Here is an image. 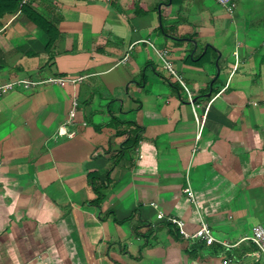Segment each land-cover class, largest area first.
Wrapping results in <instances>:
<instances>
[{
    "label": "crops",
    "instance_id": "1",
    "mask_svg": "<svg viewBox=\"0 0 264 264\" xmlns=\"http://www.w3.org/2000/svg\"><path fill=\"white\" fill-rule=\"evenodd\" d=\"M50 77L0 97V264H264V0H18L0 83Z\"/></svg>",
    "mask_w": 264,
    "mask_h": 264
},
{
    "label": "built area",
    "instance_id": "2",
    "mask_svg": "<svg viewBox=\"0 0 264 264\" xmlns=\"http://www.w3.org/2000/svg\"><path fill=\"white\" fill-rule=\"evenodd\" d=\"M26 1H28V0H24V2H26ZM217 1H219L225 7H227V9L229 11H233L237 6V0H217ZM164 60H165L166 66L173 72V74H175L177 76V74L175 73V70L172 68L171 63L166 58ZM178 78H180V77H178ZM77 79H79V78L50 77L48 79H45V80L43 79L41 81L30 80V79H19V80L4 82V83H0V97L4 93H6L7 91L14 89L17 85H22L26 88H29V87L39 85L40 83H42L44 81L63 84L65 82H74ZM180 81L184 85V82L181 78H180ZM185 88L189 94V101L192 104H194L193 95L190 93V91L188 90V88L186 86H185ZM76 106H77V101H74L73 102V108L71 110V115H70L71 117L75 116V114H76ZM194 109H195V107H194ZM204 118H205V116L202 118L198 114H196L197 123L199 125V134L204 127ZM186 191L189 193V195L191 196L192 199H195L194 192L191 189V187H188L186 189ZM158 217L160 219L164 218L165 213L163 211H159ZM170 221L173 225H179L180 226L181 234H183L185 236L188 235L186 232V229H185V227H186L185 220H183L182 218L173 216L170 218ZM189 237L192 239L193 238H202L206 241V243L208 245L214 243L217 240L215 235L213 234V231H212L210 225L206 221H202L200 227ZM249 238L257 246V254L256 255L258 257V260H261L262 258H264V225H261V224L256 225L253 229L252 235ZM224 244L228 245L227 243H224Z\"/></svg>",
    "mask_w": 264,
    "mask_h": 264
},
{
    "label": "trees",
    "instance_id": "3",
    "mask_svg": "<svg viewBox=\"0 0 264 264\" xmlns=\"http://www.w3.org/2000/svg\"><path fill=\"white\" fill-rule=\"evenodd\" d=\"M18 6V0H0V22L6 13L13 12ZM137 138L135 134L127 137L126 141L123 143L124 148L133 147L136 144Z\"/></svg>",
    "mask_w": 264,
    "mask_h": 264
}]
</instances>
